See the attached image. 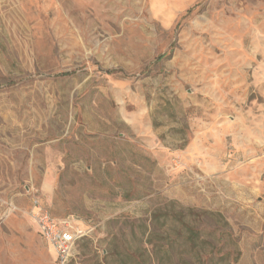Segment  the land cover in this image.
Masks as SVG:
<instances>
[{"label": "rangeland", "instance_id": "obj_1", "mask_svg": "<svg viewBox=\"0 0 264 264\" xmlns=\"http://www.w3.org/2000/svg\"><path fill=\"white\" fill-rule=\"evenodd\" d=\"M34 201L68 264H264V0H0V264H56Z\"/></svg>", "mask_w": 264, "mask_h": 264}, {"label": "built area", "instance_id": "obj_2", "mask_svg": "<svg viewBox=\"0 0 264 264\" xmlns=\"http://www.w3.org/2000/svg\"><path fill=\"white\" fill-rule=\"evenodd\" d=\"M29 218L37 234L54 254L56 264H68L79 236L75 220L72 218H54L50 212L37 201L33 202Z\"/></svg>", "mask_w": 264, "mask_h": 264}, {"label": "trees", "instance_id": "obj_3", "mask_svg": "<svg viewBox=\"0 0 264 264\" xmlns=\"http://www.w3.org/2000/svg\"><path fill=\"white\" fill-rule=\"evenodd\" d=\"M107 73H112V72H107ZM71 75V73L69 72H61L57 75H55V77H67ZM158 221V217L156 214H152L151 215V224H153L154 222ZM190 235L189 237L186 239L185 243L188 245H192V246H200L201 251L203 252V264H218L220 263V261L223 259L222 257H213L215 254L213 252L210 253H206L207 250L206 248H204L205 246H211L214 248V244L208 240H206L205 238H202V234L203 232L201 230H194L190 228L189 230ZM154 237L155 234H151V237ZM176 239V238H175ZM171 240V241H166V240H161L163 243L161 245H159L157 248V250H152V252H150L148 254V258L149 261L151 263H156V264H165V263H169L172 264L173 260L175 258L174 256V249H175V242L176 240ZM129 258H132V256H128ZM214 259H216V261H214Z\"/></svg>", "mask_w": 264, "mask_h": 264}]
</instances>
